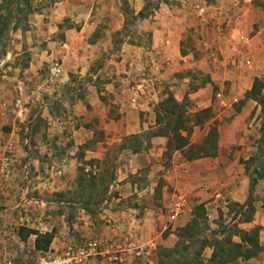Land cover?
<instances>
[{
  "label": "rangeland",
  "instance_id": "374dc122",
  "mask_svg": "<svg viewBox=\"0 0 264 264\" xmlns=\"http://www.w3.org/2000/svg\"><path fill=\"white\" fill-rule=\"evenodd\" d=\"M54 1L32 0L34 12L46 13ZM242 3L254 4L255 8L264 10L260 0H240L238 6L233 5L237 7L238 15L243 10ZM218 5V0H113L109 6L96 0L90 11L87 9L84 13L88 17L82 18L93 24L88 37L80 40L79 47L80 52L92 54L88 60L91 75L69 74L63 82L60 75H50L48 71L53 62L62 64L61 57L43 62L32 77L25 72L30 66L33 48L40 51L48 47L50 40L45 37L50 34L45 36L43 27L31 28L28 22H22L9 32L7 39H2L8 44L5 56L0 54V162L8 156L11 172L8 177L0 173V256L23 253L33 246L35 235L21 240L19 227L33 228L40 233L53 232L54 237L59 235L60 227H66L69 233L74 231L93 239L154 244L145 255L127 254L122 262L113 261L111 264L142 263L151 256V264H177V260L180 264L185 260L189 261L188 264H209L211 247H206L200 261L194 263L192 252L199 243L184 240L188 250L176 244L180 227L196 218L200 230L196 239L208 237L213 241L225 236L232 226L241 229L254 226L243 225L246 222H239V216L232 219L233 203L237 201L231 199L233 194L247 196L253 170L260 174L259 180H264V155L256 161L249 160L256 153L264 131V114L257 101L247 99L240 102L251 86L246 88L242 83L235 88L229 78L214 82L210 73L195 65L169 72L176 80L187 83L181 100L174 99L187 102L191 112L199 110L191 94L208 87L210 100L206 107L211 108L213 115L208 123L216 121L218 150L213 157L186 160L176 151L169 156L163 154L167 140L164 136L163 145L151 143V138L155 137L152 136L154 108L159 101L173 96L165 82L147 81L156 77L155 72L149 70L153 65L150 58L154 59L149 57L150 53L158 47L153 45L151 22L161 13V19L169 21L160 25L164 32L175 30L182 34L179 52L183 59H178L180 65L196 62L219 73L225 68L228 71L230 65L227 61L233 55L202 42L207 32L201 30L202 25L214 26V30L208 29L207 34L212 32L208 39L212 34L224 32L227 27V18L224 21L219 18L220 22L214 24L211 22L216 21L215 16H224V12L216 14L221 10ZM140 11L143 16L138 15ZM259 21L243 22L240 25L243 34H238L239 40L246 42L247 35L263 25L264 17ZM80 26L81 23L74 24L70 17H65L58 24V30L53 32V40L63 39L67 28L79 29ZM181 26L184 28L180 29ZM165 44L170 45V42L165 41ZM122 49L137 50L143 64L134 65L131 72L121 71L123 68L117 64L121 63ZM166 59L161 57L158 60L162 65L158 71L166 69ZM240 59L234 63L238 69L249 68L251 61L260 64L263 60ZM168 62L171 59L168 58ZM122 64L128 67V63ZM108 65L110 73L106 75L99 71ZM247 75L244 74L242 79ZM255 77L262 81L264 91V72L253 79ZM86 80L92 81L93 87L88 89ZM123 83L127 90L133 91L134 88L139 93L141 90L146 92L147 84L154 90L160 86L164 96L157 101L149 100L151 110L145 111L141 110L137 96L129 95L125 109L114 102L115 91L122 90ZM89 92L98 95L104 115L84 119V116L72 113V105ZM218 94L225 99L226 105L220 103ZM83 105L89 110L93 108L85 101ZM208 123L193 128L191 142L202 139ZM128 124L130 127L125 130ZM79 127L82 128L80 134H75L73 128L77 130ZM85 130H88L87 135ZM161 146L163 149L159 150ZM151 152L153 156L149 157ZM139 155L144 159L147 155V159L136 166ZM214 160L216 167L209 168ZM181 193L186 197L184 212L188 215L183 225L168 219L171 204ZM260 202L264 208V196ZM112 212L123 214V218L150 217L156 223L154 234L158 236L140 241H135L129 234L119 239L105 238V226L112 228L118 224ZM224 225L228 228L219 232ZM232 239L239 241L235 235ZM259 240L264 243L261 226ZM174 247L178 251L171 252Z\"/></svg>",
  "mask_w": 264,
  "mask_h": 264
},
{
  "label": "crops",
  "instance_id": "0c3cea01",
  "mask_svg": "<svg viewBox=\"0 0 264 264\" xmlns=\"http://www.w3.org/2000/svg\"><path fill=\"white\" fill-rule=\"evenodd\" d=\"M95 1L96 0H55L51 5L50 10H48L46 13L39 11L29 15L28 23L31 28L43 27V34L45 36L47 34H50L49 36L45 37V39L50 40L48 42L47 49H41L39 51L33 48L34 51L32 54L30 66L27 67L25 70V72H27L30 77L34 76L37 73V69L43 62L51 61L55 57H61L62 59L61 69L58 73V75H60L61 77L60 81L63 82L65 78L69 77V74H79L81 76L87 74L91 75V73L89 72L90 66L88 65V60L90 59L92 54H89V52H80L79 47L80 40L82 41V39L88 37L89 33L92 31L93 22H90L91 20L87 19L83 20L82 18L88 17L87 15L85 16L84 13L87 9H89L90 11V6H92ZM236 1L237 0H218L219 5L217 6V8L221 10L217 11L216 14H221L224 12V16H215L213 18L216 21L211 22L214 24L215 22H220L219 18H224L223 21L225 20V18H227V27L225 28L224 32L212 34L210 41V39L208 38L212 32H210V34H207V32L209 28H211V30H214V26L206 27L205 24L201 26V30L204 29L207 31L205 32L202 41L205 46L215 45L221 50V52L233 55V57L231 56L227 61V63H229L230 65L228 71L225 68L222 70V72L219 73L217 71H213L210 67H207V65H202V63L196 62L190 63L188 65H180L178 59H183V56H181L179 52V41L182 38V34L178 33V31L175 30L173 32L169 31V33H165L164 30L160 27V25L163 23L168 24L169 21L166 20V22H164L163 19H161L162 16L160 13L159 18L158 16H156L155 21H152L150 26V29L153 31V45H156L158 47L155 52L150 53L151 55L149 57L153 56L154 59L150 58L153 62V65L150 66L149 70L155 72L156 77H150L147 81L153 82L154 80H159V83L162 81L165 82V84H168V89L172 93L174 98L176 100H181L182 95L185 92V87L187 86V83H184V81L176 80L172 77V75L169 74V72L175 71L176 69L181 68L183 66L195 65L201 70L210 73L211 79L214 82L219 83L221 80L223 81L224 79L229 78L232 81L233 87L239 88L240 84L244 83L246 88H249L252 85L253 77L259 76L262 72H264V21H261V25L262 23L263 25L258 30L251 33L250 35H247L248 39L246 42L240 41L238 34H243L240 26L243 22H260V18L264 17V10L262 11V7L255 8L254 4L247 3L248 5H246L242 3L243 10L240 11L238 15V10L235 9L237 7H233ZM260 1L264 4V0ZM97 2H106L109 6H112L113 4V0H97ZM238 2L240 3V0ZM232 7L233 10L230 11V8ZM245 7H247V10L245 9ZM259 14H261L262 16H258ZM65 17H70L74 24L81 23L80 28H67L66 30H64L63 39L53 40V32L58 30V24L61 23ZM183 28V26L180 27V29ZM204 37H206V39ZM165 41H169L170 45H166ZM13 43H16L15 40H13ZM122 52L123 53H121V63L117 64V66L123 68L121 69V71L131 72L133 68L137 67V65L143 64L142 59H140L141 55L137 52V50L122 49ZM161 57L167 58V66L166 69H164L163 71H158V68L162 67L161 63H159L158 61ZM243 57H245L246 59L252 57L254 61L255 59L263 60L260 62V64H257L256 62L253 63V61H251L249 68L238 69V66H234V63L239 62V59ZM168 58L171 59V62H168ZM144 62L146 61L144 60ZM122 63H128V67H126L125 64ZM134 65L135 67H133ZM100 70L101 72H105L107 75L108 73H110L109 71L111 69L108 65L107 67L103 66L99 69V71ZM218 70H220V68H218ZM244 74H248L249 76L247 75L245 79H242V76ZM122 81L124 82V80ZM92 83V81H85V85H87L88 89L93 87ZM140 86L141 85H138V87ZM120 88L123 89L115 91L114 102L125 106V109L127 105L126 102L127 100H129V95H136L137 101H141V110L145 111L151 110L150 106L148 105L149 100L157 101L159 99H162V97L164 96H162L163 93L160 90V86H158L157 89L154 90L150 88V86L147 84L146 92L144 93L143 90H141L139 93L138 91L134 90V88L133 91H129L127 90L128 88L126 89L124 83L120 86ZM191 97L193 98L195 104L199 109L206 107L210 100L208 87L195 91L193 94H191ZM84 101L86 104L92 105L93 108L91 110H89V108L87 109V107L83 105ZM101 105L102 102L99 100L98 95L89 92L84 96L82 100L79 99L75 102V104L72 105V113L78 117L84 116V119H87L96 114L104 115V108ZM237 117H240L239 114L237 115ZM129 127L130 125L128 124L125 130H127ZM79 129L82 128L79 127L77 128V130L73 128V131H75L74 133L80 134ZM87 131L88 130L84 131L85 135H87ZM165 140L166 139L162 136H155L151 138V143L155 146L157 144L163 145ZM78 142H81L80 139ZM155 146H153V149ZM162 149L163 147L161 146L159 150ZM145 156L146 158L144 159V156L139 155V157H137L138 162L135 165L138 166L143 160H146L147 155ZM150 156H153L152 152L150 153L149 157ZM214 167H216L215 160L213 163H211V166L209 168ZM263 196L264 180H259L257 181L253 192V197L255 198V201L253 202L255 203V214L253 216V220L251 222L243 223V225L247 227H251L255 224L260 225L261 238L264 234V208L261 206L260 198H262ZM246 197V195L241 197H237L234 194L231 195L232 200H236L240 203H243ZM111 214L113 218L118 221V224L114 225L112 228L109 226H105L103 230L105 238L119 239L123 236L125 237L126 234H129L130 236H133V239L135 241H140L147 240L151 238V236L153 239H155L158 236L154 234L156 223L155 221L151 220V218L148 216H145L143 219H135L123 218V214L120 215V213L118 212H112ZM187 220L188 215L184 212L183 215L176 220V222H178L179 225H183L185 222H187ZM59 229V235H55L50 248L60 249L69 242H72L78 238L88 237L85 235H80L74 231L69 233V229L66 227H60ZM146 261L143 260L142 263L134 262L133 264H151L153 262V257L151 256ZM249 262L264 264V250L254 258L250 259ZM111 263L112 262L108 260L94 258L91 260L90 264Z\"/></svg>",
  "mask_w": 264,
  "mask_h": 264
},
{
  "label": "trees",
  "instance_id": "16d2710c",
  "mask_svg": "<svg viewBox=\"0 0 264 264\" xmlns=\"http://www.w3.org/2000/svg\"><path fill=\"white\" fill-rule=\"evenodd\" d=\"M34 11L32 0H0L1 56H5L8 44L7 42H2V39H7L9 32L17 29L22 22L27 23L28 16ZM143 14V11L138 13L140 16H143ZM262 89V81L258 77H255L251 87L245 91L244 97L240 102L253 99L261 106V111L264 114V91ZM154 112L155 124L152 136H164L167 139L163 154L169 156L172 152L176 151L186 160L215 156L218 150V129L215 120L208 123L213 118L210 107L191 112L188 109L187 102H178L173 96L169 95L156 104ZM206 123H208V128L202 139L199 142H191L190 135L193 128L196 126L201 127ZM131 137H137V135H131ZM263 155L264 131L261 134L256 153L249 160L256 161ZM260 178L261 176L256 170L250 173L246 199L243 203H233L235 207L232 215L233 220L239 216V222L252 221L254 213L253 202L255 201L253 192ZM197 226L198 220L195 218L183 227H180L176 242L184 250H188V245L184 243L186 239L190 240V243L194 240L199 243L197 249L192 252L194 263L200 261V255L206 247L212 248L208 261L209 264H256L250 263L249 260L264 250V243H261L259 240V225H254L250 229H241L237 226H232L231 230L225 236L219 239L215 238L213 241L208 237L197 240L196 238L200 233ZM226 228L228 226L224 225L219 232H224ZM205 229L207 228L205 227ZM30 235H35L33 247L40 251L48 250L54 238L53 232L40 233L33 228L19 227L18 236L21 240H26ZM234 235L238 236L239 241L232 239ZM176 251L178 250L174 247L171 252ZM188 262L185 260L182 264H188ZM177 264H180L179 260H177Z\"/></svg>",
  "mask_w": 264,
  "mask_h": 264
},
{
  "label": "built area",
  "instance_id": "2783aa9c",
  "mask_svg": "<svg viewBox=\"0 0 264 264\" xmlns=\"http://www.w3.org/2000/svg\"><path fill=\"white\" fill-rule=\"evenodd\" d=\"M235 6L239 2L234 3ZM61 69L58 62H53L49 66L50 75H57ZM221 104L226 105V101L217 95ZM11 161L9 157H4L0 162V173L8 177L11 172ZM28 174V170H25ZM185 195L178 194L171 204L168 219L173 222L181 217L185 210ZM154 248L153 243L139 244L135 242L121 243L107 239H93L81 237L69 242L60 249L49 248L46 251L36 250L33 246L23 253L0 256V264H90L94 258L108 261L122 262L124 256L133 254L135 257L145 255Z\"/></svg>",
  "mask_w": 264,
  "mask_h": 264
}]
</instances>
